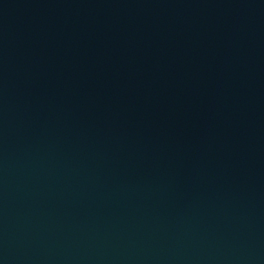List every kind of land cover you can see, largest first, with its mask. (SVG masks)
I'll list each match as a JSON object with an SVG mask.
<instances>
[{
  "label": "water",
  "instance_id": "95a60500",
  "mask_svg": "<svg viewBox=\"0 0 264 264\" xmlns=\"http://www.w3.org/2000/svg\"><path fill=\"white\" fill-rule=\"evenodd\" d=\"M0 264H264V0H119L0 56Z\"/></svg>",
  "mask_w": 264,
  "mask_h": 264
}]
</instances>
